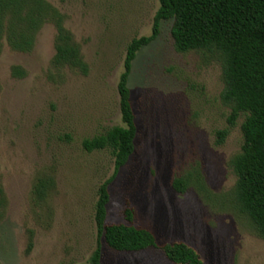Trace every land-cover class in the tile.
Here are the masks:
<instances>
[{
  "label": "rangeland",
  "instance_id": "1",
  "mask_svg": "<svg viewBox=\"0 0 264 264\" xmlns=\"http://www.w3.org/2000/svg\"><path fill=\"white\" fill-rule=\"evenodd\" d=\"M46 1L65 15L88 72L53 63L52 22L40 29L30 52L3 40L0 264L90 263L99 239L98 191L115 174V158L107 149L89 152L83 142L124 125L118 84L128 46L152 35L161 6L160 0ZM173 24L164 20L133 62L136 147L109 185L107 221L146 227L158 245L184 241L205 264H264V238L228 199L237 181L230 160L242 150L244 117L217 145L231 112L221 99L222 64L202 52H179ZM198 164L211 199L172 185ZM101 245V264H176L160 247L117 251L104 238Z\"/></svg>",
  "mask_w": 264,
  "mask_h": 264
},
{
  "label": "trees",
  "instance_id": "2",
  "mask_svg": "<svg viewBox=\"0 0 264 264\" xmlns=\"http://www.w3.org/2000/svg\"><path fill=\"white\" fill-rule=\"evenodd\" d=\"M160 2L152 35L134 38L128 46L125 70L118 84L124 125L113 126L83 142L87 151L107 149L115 158V174L98 191L95 219L99 239L89 264H101L102 238L117 251L134 252L156 246L176 264H205L200 253L184 241L158 245L154 232L146 227L107 221L109 185L136 147L138 127L129 86L133 62L138 52L160 34L164 20H174L172 35L179 52H202L222 64L225 87L221 99L231 112L229 125L217 131V145L225 142L238 119L244 117L242 150L230 160L237 181L228 199L239 215L248 218L257 234L264 238V0ZM65 18L46 0H0V52L5 38L13 49L30 52L40 29L45 23L52 22L57 28L53 63L87 73L88 64L81 45L66 27ZM17 72L20 74L19 69ZM172 185L179 193L194 188L204 199L214 196L199 164L175 176ZM45 190L46 185L41 184L39 191L42 195ZM125 216L132 221L133 211L127 208Z\"/></svg>",
  "mask_w": 264,
  "mask_h": 264
}]
</instances>
